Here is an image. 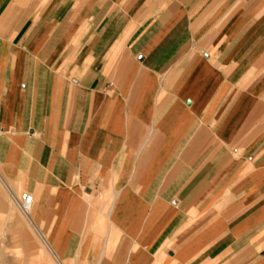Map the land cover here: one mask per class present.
Wrapping results in <instances>:
<instances>
[{
	"label": "crops",
	"instance_id": "crops-1",
	"mask_svg": "<svg viewBox=\"0 0 264 264\" xmlns=\"http://www.w3.org/2000/svg\"><path fill=\"white\" fill-rule=\"evenodd\" d=\"M0 180L59 264H264V0H0Z\"/></svg>",
	"mask_w": 264,
	"mask_h": 264
},
{
	"label": "rangeland",
	"instance_id": "rangeland-1",
	"mask_svg": "<svg viewBox=\"0 0 264 264\" xmlns=\"http://www.w3.org/2000/svg\"><path fill=\"white\" fill-rule=\"evenodd\" d=\"M0 264H59L1 180Z\"/></svg>",
	"mask_w": 264,
	"mask_h": 264
},
{
	"label": "built area",
	"instance_id": "built-area-1",
	"mask_svg": "<svg viewBox=\"0 0 264 264\" xmlns=\"http://www.w3.org/2000/svg\"><path fill=\"white\" fill-rule=\"evenodd\" d=\"M34 203L33 195L30 193H24L18 200L19 208L24 214H29Z\"/></svg>",
	"mask_w": 264,
	"mask_h": 264
}]
</instances>
